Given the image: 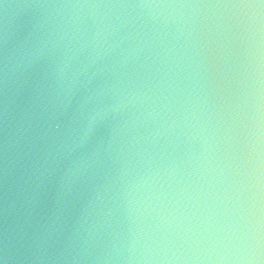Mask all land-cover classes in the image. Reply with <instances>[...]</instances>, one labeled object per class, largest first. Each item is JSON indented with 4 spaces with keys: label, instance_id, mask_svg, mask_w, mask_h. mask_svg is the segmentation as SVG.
Returning <instances> with one entry per match:
<instances>
[{
    "label": "water",
    "instance_id": "obj_1",
    "mask_svg": "<svg viewBox=\"0 0 264 264\" xmlns=\"http://www.w3.org/2000/svg\"><path fill=\"white\" fill-rule=\"evenodd\" d=\"M0 264H264V0H0Z\"/></svg>",
    "mask_w": 264,
    "mask_h": 264
}]
</instances>
